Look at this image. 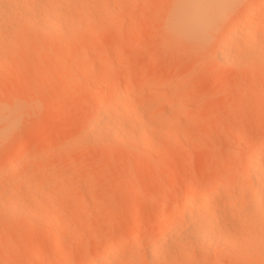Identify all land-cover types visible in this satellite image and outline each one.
<instances>
[{
	"label": "rangeland",
	"instance_id": "rangeland-1",
	"mask_svg": "<svg viewBox=\"0 0 264 264\" xmlns=\"http://www.w3.org/2000/svg\"><path fill=\"white\" fill-rule=\"evenodd\" d=\"M71 1L65 5H75L66 8L65 16L70 9L68 15L82 21L62 15L71 28L64 26L62 17L56 23H64L63 32L60 24L50 23L61 34H54L57 28L52 26L51 31V25L43 22L25 24L21 18L19 25V15L12 17L16 25L12 18L7 20L8 32L6 24L0 27L6 31H0L6 35L4 40L0 33L5 41L0 43V212H10L0 213V264H85L89 255L98 257L125 236L131 241L115 248L117 257L109 263L114 259V263H125L134 256L126 264H148L139 258L149 254L148 243L153 247L163 239L157 229H168L173 223L171 232L167 231L172 233L174 227H185L183 221L170 223L160 216L180 207L190 187L199 186L204 193L217 179L227 177V190L244 188L235 186L238 177L246 176L242 158L264 140V59L258 57L264 54L258 48L264 46V0H237L223 12L214 7L212 16L219 14L215 28L206 31L201 26L188 34L166 30L176 0ZM42 2H37L40 7L31 3L41 12L46 6ZM63 4L59 10L65 9ZM249 9L254 12L252 23H258L249 44L244 42L250 48L246 46L245 53L228 64L221 63L218 41ZM65 37L72 41L67 43ZM127 83L125 94L130 96L119 104L114 95ZM99 97L110 99L109 110L123 105L128 120L137 118L136 123L130 121L132 126L142 122L140 129L146 122V132L141 128L144 134L156 126L152 136L146 134L144 149L136 140L145 135L131 126L133 133L128 137L129 123L126 130L131 140L124 137L126 141L119 142L114 137L102 144L94 140L95 134L90 137L94 142L87 141L91 134L81 138L98 117ZM12 163L17 165L14 171ZM200 188L194 195H200ZM220 199L216 200L221 204ZM216 200L212 204H218ZM262 222L254 226H263ZM252 229L250 235L258 237V232L263 239L264 228ZM58 233L65 240V258L59 257L54 246ZM173 242L169 258L168 249L156 251L161 258L155 257L154 264H230L233 257L218 250L219 246H210L222 250L217 251L219 260L210 254L201 259L204 244L196 251L199 254H191L183 251V243L176 242L179 247L175 248ZM256 243L249 246L256 248ZM256 249L249 251L252 261L248 253L249 260L239 256L236 264H260L264 250L257 249L261 259Z\"/></svg>",
	"mask_w": 264,
	"mask_h": 264
},
{
	"label": "bare ground",
	"instance_id": "bare-ground-1",
	"mask_svg": "<svg viewBox=\"0 0 264 264\" xmlns=\"http://www.w3.org/2000/svg\"><path fill=\"white\" fill-rule=\"evenodd\" d=\"M35 1H36V3L39 2L40 4L42 2V0H41V2H40V0L39 1L35 0ZM47 1H48V3H47ZM47 1L45 4L42 2L46 6L39 9L41 11V12H39L37 8L40 7V5H38V3H37L38 7L33 6L32 3H35V2H33V0H31L29 2H28V0H0V27L5 25L7 23V20L8 19L10 20V18L14 17L15 15H19L17 17L20 18V19L17 18L18 21L16 20L17 21L16 23H18V24H19V20H22L23 18L26 20V23L24 21L25 24H31L32 23V25H33L35 23V21H37L38 23L43 22L42 24H46V25L57 24L56 22L60 21V17L63 18L62 15L65 16V14H66L65 12L67 11L66 8L70 4L65 5V4H68L66 2L67 0H64V1L59 0L60 2L58 0L57 1L55 0L56 2L55 1L52 2L53 0L52 1L47 0ZM70 1L71 0H68L69 3H70ZM236 1L237 0H176L175 4H174V9H173V11H172V13L168 19V22L166 25V30H168L169 33L175 32V33H179V34H182V33L188 34L190 32L199 31L200 27L204 26L203 28H206L204 30L210 31L213 27L215 28V26L217 25V23L219 21L217 19L219 17V14H217L218 12L216 13V16H212V13L210 12V10L213 9L214 7H216L214 9L219 8V10L224 11L225 6H227V5L230 6V5L234 4ZM62 2L63 3L66 2V3L63 4ZM71 2L75 3L73 1H71ZM59 3L63 4L62 6H64V7L66 6L64 9L65 11L63 10L64 12L62 10H59L60 9L59 7H61V5ZM74 5L75 4H73V5L71 4L70 6L73 7ZM45 7H47V8H45ZM87 10L88 9L86 8L85 11L87 12ZM89 10H91V9H89ZM56 11H58V13L61 15H57L58 13ZM69 11H70V9H69ZM69 11H68V13H69ZM68 13H67V17L66 16L65 17L67 20H70V17L73 14L70 13V15H68ZM252 13L254 14L252 9L247 10L243 14L242 18L238 21L239 23H236V24L229 26L226 33L218 41L217 46H216V48L218 49L217 56H218V59L221 63L228 64L229 61H231L232 59L235 58V56L242 54L243 52L245 53L244 49H246V46H248L245 44L247 43V41H248L247 44H249V41H250L249 39H250L252 31L258 27V23H252L253 22V18L251 19V17L253 16V15H251ZM58 16H59V18H58ZM68 16H70V17H68ZM72 18L74 20H77V22H79L78 21L79 19L82 21V19L77 17L76 15ZM63 19L65 21L62 20V22L64 21V23H65L66 19L65 18H63ZM23 20L21 21L22 23H23ZM11 21L13 23L14 18H12ZM72 21H71V23H72ZM67 22H69V21H67ZM255 22H258V21H255ZM38 23H36V24H38ZM14 24L15 23H13V25ZM59 24H57V25H59ZM63 24H60L61 26L59 25V27L61 29L63 28ZM68 24L70 25V22ZM74 24H75V22L72 23L73 28H74ZM78 24L79 23H77V25H75V26H78ZM19 25H17V26H19ZM54 25H51V31H54L58 27V26L55 27ZM69 25H66V23L64 24V26H66V27ZM5 26L7 28H5V27L4 28L7 31V29L9 28L8 27L9 25L7 26V24H6ZM17 26H15V27H17ZM52 26H54L53 27V28H55L54 30H52L53 29ZM15 27L13 26L12 28H15ZM69 27L71 28V25ZM4 28L2 27V30ZM44 28L45 29L50 28V26L49 27L44 26ZM68 28H66V30ZM70 28L68 30H70ZM9 29H8V31H9ZM61 29H60V31L63 32L65 27H64V29H62V30ZM2 30L0 28L1 32H4V33L6 32V31H4V30L2 31ZM57 30H58V28L55 30V32ZM55 32H54V34L59 33V31L56 33ZM4 33H3V35H4ZM59 34H61V33H59ZM1 35H2V33H1ZM3 35H2V38H3ZM4 37L6 38V35H4ZM57 37H59V36L57 35ZM72 37L73 36H71V38ZM2 38L0 39L1 40L0 43L5 42L4 41L5 39L3 38L4 40H2ZM59 38H57V39L60 40L61 38L60 39ZM66 38L67 37H65V39ZM67 39H66V41L68 43V41H70V39L69 38H67ZM61 40H63V39H61ZM72 40H74V39L72 38ZM62 42H64L63 43L64 45L67 44L65 41H62ZM244 42H246V43L244 44ZM243 44L245 45V47L243 46ZM250 44H251V42H250ZM64 45H63V47H64ZM259 45H261V44L259 43ZM0 47H2V46H0ZM242 47H243V50H242ZM258 48L259 49L261 48L263 50V53H264V49H263L264 46L261 45V47H258ZM261 49H260V51H262ZM257 52H259V51H257ZM256 56H258V55L256 54ZM258 57L259 58L263 57L261 59H264V54L263 55L259 54ZM260 62H261V60H260ZM128 85H129V83L125 84V86L122 88V90H119V91L117 90L116 91L117 93H115V95H114L116 97V102H118L119 104H122V101L127 102V100H125V99L128 96H130L129 94H125L127 92V90L129 89ZM126 95H127V97H126ZM115 97L112 99L115 100ZM108 99H106L105 97L101 99L99 97V102L97 99V107L96 108H98V117L95 118L96 117L95 116L94 120L91 121L92 124L89 123L90 124L89 128L85 129V130H87L86 134H85V132L83 134L80 133V135L82 134L81 138L82 137L87 138V136H85V135L91 134L89 136V138H90L91 136H93L95 134V136H93V138L96 137L94 140L98 139L99 141H101V143L102 142L107 143L109 140L113 139L114 137H116V140H118L119 142L124 141L125 139L126 140L128 139L127 133L132 129V127H134V126H132V122L136 123L137 118H135V120L134 119L128 120L130 118L127 119L126 112H125L126 109L124 110V108H122L123 105H120L121 107L117 106L118 108L115 107L116 108L115 109L114 106L111 107L112 105L110 104V101H109L110 99L109 100ZM108 101H109V103H107ZM116 102L114 101L115 106L118 104V103L116 104ZM107 104L111 105V106L109 105L111 110L108 109ZM112 108H114V109L112 110ZM125 108L129 109L126 106H125ZM131 108H133V107H131ZM138 108H140V106ZM138 108L135 109V107H134V109L136 111H138L137 110ZM96 110L97 109H95V111ZM139 111H140V109H139ZM140 112H138V113H140ZM127 114H128V112H127ZM152 115H154V114H152ZM158 115H160L159 112L157 113V115H154V116H158ZM127 116H129V115H127ZM130 121H132V122H130ZM149 121L151 122L152 120H149ZM150 122H149V124H150ZM126 123L131 124L130 128L128 127L130 129L128 131L126 130L127 129ZM141 123L140 124L138 123L136 125H138V127H140V125H142ZM153 124H154V122H153ZM145 125L147 126L146 122H145ZM146 126H144V122H143V127L141 126V128L144 129V127H146ZM153 127H156V126L152 125L150 127V131L146 128L149 131L148 133L151 134V136L153 135L152 134V132H153L152 130L154 129ZM161 127H162V125H161ZM134 128L136 129L135 131H138V132L142 133L143 136L144 135L146 136V137L144 136V138H143L142 136H139L140 135V133H139L138 136L140 137V139L143 138L144 140L141 139L142 140L141 141L138 138V136H137V138L141 142L139 141L140 142L139 143L138 140H136L138 144H141L140 146L143 145L141 148L144 149L146 147V146H144V144L146 143L145 141H147V137L149 135H148V133H146L148 136L143 133L145 129L142 131V129L140 128L141 129V131H140V129L138 128L139 129L138 130L136 128V126ZM131 132H132V130L129 132L128 137H129ZM145 132H146V130H145ZM80 135L78 134L77 139L79 138L81 140ZM131 136L133 137V135H131ZM120 137L122 139L125 137V139L122 140ZM134 137H135L134 139H136L135 135H134ZM93 138H90L89 140L87 139V141L90 142V140ZM82 140H84V139H82ZM91 141H93V140H91ZM112 141L113 140H111V142ZM133 141L135 142V140H133ZM261 141H263V143L261 142L262 145H260V146L258 145L259 147H256L255 149L251 148L252 150L251 149L249 150V152L245 156V158L244 157H243L244 159L242 158V162L240 161L241 165L243 167V170L245 171L244 174H246V176H243L242 178L238 177L239 179L238 178L236 179L237 181L235 182L236 183L235 186H237L238 189L243 187V186H244V188H241L239 190H235V188H236L235 187L234 188L235 191H230L231 189L227 190L228 188H225L226 187L225 183H227V181H228L227 177H220L219 179H217V181L214 183V185L207 187V189L205 191L203 188L204 193L202 192V188H200L198 186L201 189V192H199L200 195L199 194L194 195L196 193V191H198V189H199L198 187H196V186L190 187L187 191V195L190 194L191 197H193V195H194V198H191L189 196L190 197V199H189V198H187L188 196L186 195L184 200H182L183 202L181 203L180 207H177V209H175L174 212L168 213V214H163L160 216L162 219H167L168 221H170V223L176 222V224H177L180 221H183V223L185 222V224H186L185 227L181 228V229L174 227V229L172 228V230L174 231L172 233H167V231H170L169 230L170 226L173 223L169 226L168 229H164V227H162V229H161V227H159L157 229V233L159 234V232H160V235L162 234L163 236L162 235H161L162 237L158 236L155 233V237L158 236V237H160V239L161 238H163V239H161V241H159V239L156 238L158 240H155V241H159V242H156V243L154 242L155 245L153 247L150 246V245H153L152 243L150 245L148 243V246H146L147 244H145L146 248H145V246H143V247L145 249H147V253L149 252V254H146L145 256L144 255L141 256V258H139V260H141L140 262L147 261V263L149 264L148 261H150L151 262L150 264H152L154 260L156 261L157 256L159 257V255L155 256V254H159V253H156V251L159 252V250H160L163 252L164 251L163 249H165V250L168 249L167 250L168 252L165 251L166 252L165 255L167 256V254H169V248H171V250H174V249H172V245H171L173 241H174L173 243L175 244V245L173 244L175 246V248L178 245H181L183 243L182 245L185 246L184 247L185 249L183 250L180 247L179 250L180 249L183 251L186 250V252H188L190 250V251H192V253L190 252L191 254H193V253L195 254V252L200 249L199 246H202L204 244L205 247L207 246L206 247L207 249L205 248L206 249L205 250L203 247L204 245H203L201 248H203L204 252L200 250L201 255L199 253H197L199 251L196 252L197 254H199L201 259H204V258L207 259V257H209V254L213 257V260L218 259L219 257L217 254L220 251L222 252V250L225 251V253L224 252L223 253L226 255L228 253L229 256L231 254L233 255V257L235 256L234 258L236 260L238 259L239 256H240L239 257L240 259L244 258L246 260H249V258L252 257L250 255L252 249L257 248L259 250V248H260L259 251L263 252L264 249L261 250V248L264 247V244H263V247H259L260 246L259 244H260V242L262 243V241L264 240V236H263L264 231H262L264 228L263 227L264 225L262 224L263 226H260L261 224L260 225L258 224L260 227L257 225L258 228L260 229L259 232L260 231L263 232V235H262L263 239L260 238V236H259L260 234L258 232H255V231L254 232H255L256 236H258V237H255L254 234L250 235L251 229L253 227H255L254 225H256L258 223V221L260 223L262 221H264V140H261ZM128 143H130V142H128ZM102 144H104V143H102ZM146 144L148 145V142ZM130 145H134V144H130ZM135 146H136V144H135ZM147 149H148V147H147ZM142 151H147V150H142ZM238 165L240 167V164H238ZM242 167H240V169H242ZM10 169L12 171H14L15 169H17V165H14V163H12V166L10 167ZM243 170H241V171L243 172ZM241 171H240V174H242ZM242 189H244L243 191H245V192H242ZM239 191H241V192H239ZM220 197L224 200L223 203H221V204L219 201L216 200V199H220ZM222 199H220L221 202H222ZM213 200H216V201H214V203L218 202V204H212ZM5 211H8V210H5ZM5 211L3 209V211H1L0 213H2V212L4 213ZM8 212L6 213V215L8 214ZM3 213H2V215H5ZM32 214H33L32 215L33 217H31V218L33 219L35 217V215H34V213H32ZM28 217H30V216H28ZM254 217L255 218L260 217V220L257 219L255 221ZM252 219L254 220V224L252 222ZM250 220L252 223L249 222ZM48 221H50V220H48ZM50 222H49V225H50ZM255 222H256V224H255ZM51 223H53V222H51ZM170 223H168V224H170ZM183 223H182V226H183ZM51 226H53V225L51 224ZM176 226H179V225H176ZM261 227H263V228L261 229ZM258 228L255 227L252 229V231L255 229H257L256 231H258ZM231 229H233V230H231ZM237 230H241V231H239V233L241 232L240 235H238L239 233ZM242 231H245L246 233H244L245 236L240 237L242 234ZM132 233H133V236L136 234L135 231ZM140 233L138 232V234H139L138 236H140ZM60 234L62 235V233H58L56 235L54 246H55V249L59 253V257L65 258L67 255L65 252L64 245H63V244H65V242H64L65 240L63 239V236H61ZM167 234H171V235H167ZM252 236L254 238H257V239L253 240ZM132 237H131V239L135 240V236H134V238H132ZM258 239L261 240L259 242V244L255 242V240L258 241ZM128 241H131V240L129 239L128 236L127 237L125 236L121 240L113 242V243H111V245L109 244L108 245L109 247L107 246L108 248L106 247V249L105 248L103 249L104 251L99 252L100 255H98V257H96L97 256L96 254H95L96 256L94 255L95 257L93 255H91V256L89 255V257H88L89 262L87 260V262L85 264H104L106 262V260H107V263H105V264H110L109 263L110 261H108V260L113 259V257L114 258L117 257L116 255H114L115 253L113 254V250L115 248L118 249L117 247H119V246L122 249L123 248V247H121L122 244H126ZM252 241H254V243L257 244L256 248H251L249 246V243ZM139 242L138 241L136 242L135 247L139 246ZM176 242L178 245L176 244ZM178 242H180V243H178ZM200 244H202V245H200ZM250 245L252 247H255V244H253V243H251ZM210 246L211 247L212 246H214V247L219 246V247H217V249L219 250L220 248H222V250L218 251V250L213 249L214 247L210 248ZM261 246H262V244H261ZM209 248L211 249L210 251H209ZM249 248H251V249H249ZM257 249L254 251L257 252L258 251ZM177 250L175 252H177ZM181 250H180V252H181ZM183 251L181 252L182 254H183ZM249 251H250V253H249ZM165 252H163V253H165ZM186 252H184V254ZM257 253L260 254L259 252H257ZM160 254H161V252H160ZM224 254H221V255L224 256ZM247 254L249 257L248 259L245 257V256H247ZM258 254H257V256H259ZM163 256L164 255H162V257ZM166 256H164V258H166ZM261 256L262 255L260 254V258L262 259L264 255L262 257ZM167 257L169 258V256H167ZM233 257L231 256V258L234 260ZM129 258L133 260L134 256H129ZM159 258H161V257H159ZM164 258H162V259H164ZM231 258H229V259H231ZM130 259H128V260H130ZM232 259L229 262L230 264H232V263L236 264L239 261V259H238L236 262H234L235 260L233 261ZM250 259H251L250 261H252L253 258H250ZM218 260H216V261H218ZM127 261L125 263L122 262L121 264H126ZM216 261H214V262H216ZM263 261H264V258L262 259V262ZM114 262H115V259H114L113 263ZM219 262L220 261H218V263ZM113 263H111V264H113ZM114 264H117V263H114ZM129 264H130V262H129Z\"/></svg>",
	"mask_w": 264,
	"mask_h": 264
}]
</instances>
